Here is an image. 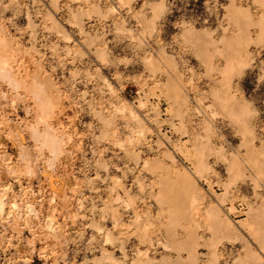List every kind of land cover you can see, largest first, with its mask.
Masks as SVG:
<instances>
[{"label":"rangeland","instance_id":"rangeland-1","mask_svg":"<svg viewBox=\"0 0 264 264\" xmlns=\"http://www.w3.org/2000/svg\"><path fill=\"white\" fill-rule=\"evenodd\" d=\"M0 264H264V0H0Z\"/></svg>","mask_w":264,"mask_h":264},{"label":"bare ground","instance_id":"bare-ground-1","mask_svg":"<svg viewBox=\"0 0 264 264\" xmlns=\"http://www.w3.org/2000/svg\"><path fill=\"white\" fill-rule=\"evenodd\" d=\"M3 49V48H2Z\"/></svg>","mask_w":264,"mask_h":264}]
</instances>
